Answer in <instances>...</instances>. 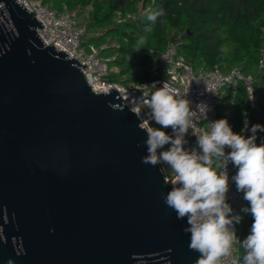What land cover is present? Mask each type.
Listing matches in <instances>:
<instances>
[{
    "label": "water",
    "instance_id": "1",
    "mask_svg": "<svg viewBox=\"0 0 264 264\" xmlns=\"http://www.w3.org/2000/svg\"><path fill=\"white\" fill-rule=\"evenodd\" d=\"M43 26L0 0V264H195L136 113Z\"/></svg>",
    "mask_w": 264,
    "mask_h": 264
},
{
    "label": "clouds",
    "instance_id": "2",
    "mask_svg": "<svg viewBox=\"0 0 264 264\" xmlns=\"http://www.w3.org/2000/svg\"><path fill=\"white\" fill-rule=\"evenodd\" d=\"M163 15V9H148L150 23L144 32L151 33L152 25ZM144 43L141 36L138 50ZM151 87L155 90L143 98L147 118L136 113L140 129L147 134V155L142 163L166 165L173 174L171 190L164 199L177 219L187 220L184 231L190 233L189 249L200 254L195 264H226L237 244L243 249L242 264H264V142L258 144L256 135L264 132V126L252 125V135L245 136L235 133L228 120L221 118L196 135L198 150L186 149L189 129L199 119H207L209 109L203 103L194 109L192 102L167 81L162 87L156 83ZM153 122L160 127H153ZM168 128L172 134L164 130ZM246 131L247 124L242 129ZM229 164L236 169L231 182L249 205L242 211L252 217L250 232L242 241L235 227L242 217L234 214L228 203Z\"/></svg>",
    "mask_w": 264,
    "mask_h": 264
},
{
    "label": "trees",
    "instance_id": "3",
    "mask_svg": "<svg viewBox=\"0 0 264 264\" xmlns=\"http://www.w3.org/2000/svg\"><path fill=\"white\" fill-rule=\"evenodd\" d=\"M57 11L83 9L87 11V40L104 44L106 37L115 44L109 50L110 66L117 71L111 78L136 79L166 44L177 37V46L194 67L219 66L223 71L234 67L254 77L255 107L249 106L245 86L239 83L235 94L230 91L224 100L232 99L233 109L228 122L235 133L246 118L252 135V125L264 126V68H258L260 50L264 47V0H42ZM163 9L164 15L145 33L150 23L148 9ZM92 33H95L92 34ZM141 36L145 43L137 47ZM110 49L113 51L111 52ZM102 50V51H103ZM138 50V51H137ZM257 143L264 142V132L257 131ZM249 206V205H248ZM247 206V207H248ZM246 207V208H247ZM241 241L250 232L252 217L245 212ZM237 255L242 264L243 249L238 244Z\"/></svg>",
    "mask_w": 264,
    "mask_h": 264
},
{
    "label": "built area",
    "instance_id": "4",
    "mask_svg": "<svg viewBox=\"0 0 264 264\" xmlns=\"http://www.w3.org/2000/svg\"><path fill=\"white\" fill-rule=\"evenodd\" d=\"M24 7L35 12L37 20L42 22L43 27L37 28V34L46 44L52 42L57 50H65L69 54L67 58H76L79 63L86 64L87 67H81V70L88 84L96 93H106L109 88L116 89L128 109L137 113H142L147 118L145 112L146 105L143 98L148 97L155 90L151 87L156 83L157 87H162L163 82L167 81L171 86L185 95L195 109L197 104L203 103L209 109L206 113L207 119H199L189 132L185 139L186 149L196 148L197 136L201 129L210 127V123L221 118L228 120L233 109L232 99L224 100V96L230 91L231 95L240 82L245 86L249 106L255 107L254 97V77L250 73H244L240 68L234 67L223 71L219 66L210 69L203 66L195 69L194 65L186 59L185 55L179 51L177 46V37L170 40L163 50H161L150 62L145 65V69L136 79L126 80L123 76L120 81L111 80V73L117 71L110 66L109 57L101 56L105 44L96 45L89 43L87 47L82 45L84 35L87 33L86 21H80L79 11L75 9H65L57 11L42 0H19ZM258 68H264V47L260 50V56L257 62ZM206 110V109H205ZM250 109L246 111V118L242 123L239 134H245L242 129L249 127L247 116ZM137 115V114H136ZM140 120V119H139ZM168 134H172L171 128L165 129ZM166 148L169 145L165 146ZM165 179L171 183L173 176H169L162 165H159ZM236 169L229 164L228 175L230 179V189L227 194L228 203L233 208L234 214L242 217L241 222L237 224L236 232L241 239L244 228L245 213L242 209L248 206L247 201L243 199V193L238 192L235 183L231 182V176ZM238 244L234 246L232 258L226 261V264H241L237 255Z\"/></svg>",
    "mask_w": 264,
    "mask_h": 264
},
{
    "label": "rangeland",
    "instance_id": "5",
    "mask_svg": "<svg viewBox=\"0 0 264 264\" xmlns=\"http://www.w3.org/2000/svg\"><path fill=\"white\" fill-rule=\"evenodd\" d=\"M90 9V7H86V8H83V9H79V19L80 21H86L87 20V11ZM91 33H88V34H85L84 37H83V40H82V45H84L85 47L88 46V44L91 42L90 40H87V36H89ZM95 35V33H92ZM87 35V36H86ZM103 43L107 46H110L112 44H115V41L113 39H109V37H106L105 40L103 41ZM95 44V43H94ZM97 45V44H96ZM109 50H103L100 54L101 56L105 57V56H108V52ZM111 52H113L111 49H110ZM180 51V49H179ZM181 53H183L182 51H180ZM184 54V53H183ZM115 69H117L116 67H114ZM195 69H197V67H195ZM111 78V77H110ZM111 80H115V81H120L121 80V77H116V78H111ZM153 127H160L159 125H156L154 122L152 124ZM165 130V129H164ZM162 167L164 168V170L166 171V173L169 175V176H173V174L171 173L170 169L166 166V165H162Z\"/></svg>",
    "mask_w": 264,
    "mask_h": 264
}]
</instances>
